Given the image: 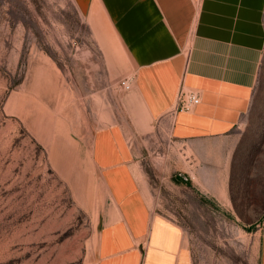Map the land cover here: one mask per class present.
<instances>
[{"label":"rangeland","instance_id":"1","mask_svg":"<svg viewBox=\"0 0 264 264\" xmlns=\"http://www.w3.org/2000/svg\"><path fill=\"white\" fill-rule=\"evenodd\" d=\"M133 75L73 0H0V264L95 262L111 201L92 147L112 125L136 144L144 196L181 227L193 264H264V63L228 172L214 159L196 177L134 85L121 88Z\"/></svg>","mask_w":264,"mask_h":264},{"label":"crops","instance_id":"2","mask_svg":"<svg viewBox=\"0 0 264 264\" xmlns=\"http://www.w3.org/2000/svg\"><path fill=\"white\" fill-rule=\"evenodd\" d=\"M73 1L119 41L149 123L167 128L190 153L189 176L214 159L228 172L264 63V0ZM182 89L201 94L193 111L176 109ZM135 145L119 125L94 136L92 160L111 208L93 264H193L181 227L156 214L144 196Z\"/></svg>","mask_w":264,"mask_h":264},{"label":"built area","instance_id":"3","mask_svg":"<svg viewBox=\"0 0 264 264\" xmlns=\"http://www.w3.org/2000/svg\"><path fill=\"white\" fill-rule=\"evenodd\" d=\"M122 89L129 91L132 89L133 81L131 79H123L120 83ZM201 102V94L194 90L182 89L177 102V110L190 112L193 111Z\"/></svg>","mask_w":264,"mask_h":264}]
</instances>
